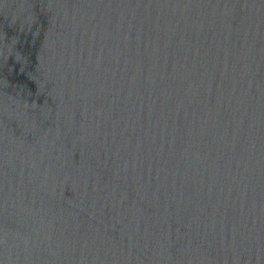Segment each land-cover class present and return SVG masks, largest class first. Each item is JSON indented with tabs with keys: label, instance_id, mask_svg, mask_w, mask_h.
Instances as JSON below:
<instances>
[{
	"label": "water",
	"instance_id": "obj_1",
	"mask_svg": "<svg viewBox=\"0 0 264 264\" xmlns=\"http://www.w3.org/2000/svg\"><path fill=\"white\" fill-rule=\"evenodd\" d=\"M0 264H264V0H0Z\"/></svg>",
	"mask_w": 264,
	"mask_h": 264
}]
</instances>
